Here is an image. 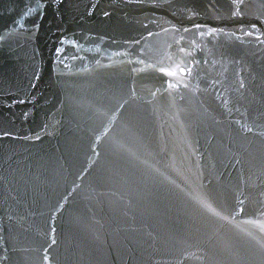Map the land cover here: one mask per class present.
<instances>
[{
  "label": "water",
  "instance_id": "1",
  "mask_svg": "<svg viewBox=\"0 0 264 264\" xmlns=\"http://www.w3.org/2000/svg\"><path fill=\"white\" fill-rule=\"evenodd\" d=\"M0 264H264V0H0Z\"/></svg>",
  "mask_w": 264,
  "mask_h": 264
},
{
  "label": "snow or ice",
  "instance_id": "2",
  "mask_svg": "<svg viewBox=\"0 0 264 264\" xmlns=\"http://www.w3.org/2000/svg\"><path fill=\"white\" fill-rule=\"evenodd\" d=\"M180 72H181V75H184L185 73H186V70L185 69H183V68H181L180 69ZM165 74L166 75H170V76H174L175 75V72H165ZM175 85H170V87H174ZM197 203L201 206V207H203V208H205V209H207V210H209V211H211L212 209H211V204L209 203V201H208V197L205 195V194H200L198 197H197ZM213 214L214 215H218V213H215V212H213Z\"/></svg>",
  "mask_w": 264,
  "mask_h": 264
}]
</instances>
